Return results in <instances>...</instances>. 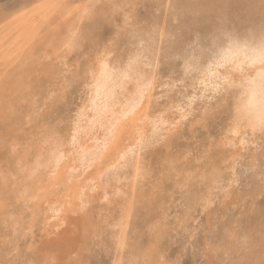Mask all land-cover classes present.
Segmentation results:
<instances>
[{
	"label": "bare ground",
	"instance_id": "6f19581e",
	"mask_svg": "<svg viewBox=\"0 0 264 264\" xmlns=\"http://www.w3.org/2000/svg\"><path fill=\"white\" fill-rule=\"evenodd\" d=\"M177 3H198L204 7L197 18L178 14L170 7ZM262 3L264 0H24L14 10L0 15V250L5 252L0 251V261L8 264L5 257L17 253L24 260L34 257L54 260L48 252L39 254L43 248L35 253L31 245L38 235H47L61 227L65 218L72 215L71 219L80 222L84 238L89 236L90 241L91 236L100 238L113 250V264H156L165 261L159 244L169 228L166 213H162L174 201L183 206L185 223L197 209L198 200L208 205L221 192H229L236 179H245L252 191L264 190V138L259 130L254 133L245 121L239 135H233L226 104L207 126H197L205 108L216 106L211 89L205 91L201 79L207 73L205 83L211 84L212 72L222 74L223 70L215 66L222 54L235 55L241 60L253 55L258 38L253 39L250 33L264 18ZM140 7L145 8L142 14ZM221 14L235 22L232 27L239 33L240 47L229 53L225 44L223 49L206 55L200 52L202 45L190 47L197 41L198 33L215 29ZM125 17L132 22V29L125 27ZM131 30L146 37L145 58L137 65L139 73L148 76L156 72L157 62L163 68L153 82L151 94L155 99L151 106L145 102L137 120L122 128L117 144L105 159L92 163L93 153L104 147L106 127L119 117L136 92L137 84L135 79L124 81L119 76L104 79L99 75L98 64L93 69L98 79L93 80L89 74V84H84L83 62L89 54L95 59L96 47L102 51L106 42L114 41L121 52L134 53ZM140 44L141 41H135L136 46ZM176 56L188 60L195 57L199 63V71H194L183 83L172 73L173 66L181 73L183 69V59H173ZM108 66L116 72L121 69V65L111 60ZM89 67L92 68L91 63ZM255 68L259 70V65ZM234 91L235 95L229 97L233 113L244 95L242 89ZM192 96L197 99L189 105ZM259 99L257 84V107ZM179 108L185 109L189 119L181 123L178 134H172L168 146L160 149L156 145L136 153L137 163L149 170L147 176L138 178L132 165L113 167L122 150L133 147L130 141L140 138L137 129L145 138L151 137V122L161 117L165 123L160 127L170 126L180 119ZM70 114L75 119L69 120ZM238 144L241 151L237 153L234 150ZM128 158L131 160V152ZM185 182L190 187L181 191L178 184ZM160 214L161 217L152 219ZM258 218L261 224L257 222L256 228L260 231L264 227V211ZM187 228L182 225L181 231ZM254 228L248 226L240 231L224 228L219 240L215 237L218 252L232 255L236 253L233 248L241 243L247 249L243 252L246 254L242 258L236 256L233 263L256 264L264 257V238L260 236L256 245L253 233H260ZM74 230L79 233V229ZM215 235L219 236L217 232ZM48 236L44 237L50 239ZM214 251L217 253L216 248Z\"/></svg>",
	"mask_w": 264,
	"mask_h": 264
},
{
	"label": "snow or ice",
	"instance_id": "6c2138e0",
	"mask_svg": "<svg viewBox=\"0 0 264 264\" xmlns=\"http://www.w3.org/2000/svg\"><path fill=\"white\" fill-rule=\"evenodd\" d=\"M174 7L178 14H184L186 16L197 17L198 14L202 11L203 5L198 3H189L181 4L177 3ZM262 13H264V3L261 5ZM99 11V9H97ZM235 22L231 18H226L224 15L218 17L216 27L214 30L209 31L204 34L198 33V38L195 44L190 45V47L200 46V52L202 55H206L210 51H215L216 49H223V46L227 45V51L231 53L234 49L240 47L238 36L239 33L233 29L232 25ZM124 25L128 29H132V22L125 17ZM131 36L133 40V46L135 47L134 53H129L128 51L121 52L118 45H115L113 41L110 43H105L103 50L101 51L100 47L97 46L95 49V59L92 55L89 54L88 59L83 62L82 68V82L84 84H89V74H91L93 80L98 79L96 71L93 69L98 64L100 68L99 75L106 80L113 79L116 76H119L124 81L135 79L137 84L136 92L133 94L132 98L129 100L128 104L124 106L123 110L120 112L119 117L115 118L105 129V139L104 147L102 150H98L92 155V163H99L105 159L106 154H109L111 149L117 144L119 134L122 128L126 127L129 122H134L137 120V117L141 114L145 102H148L151 106L153 99L152 89L155 76L163 71L161 65L157 62L154 67L156 72L149 73L148 76H142L137 70V65L143 63L145 58L146 49L144 47L143 41L146 37L143 33L131 30ZM250 36L253 39L258 38L257 47L253 49V55L246 60H241L238 56L235 55H220L219 60L215 62V66L218 69H222V74L220 72H212L211 75L214 78V82L211 84L205 83L207 80L208 74H204V78L201 79L200 83L203 85L205 91L209 88L212 92V99L216 101V106H209L205 108L204 115L199 117L198 127L207 126L212 117L219 113L225 104L229 109V116L231 117V123L233 126V135H239L240 127L243 122H247V125L252 128L255 133L257 130L261 133L262 138H264V18L261 19L258 28L253 27ZM141 41L139 46L135 45V41ZM163 40V36H161ZM247 43V41H245ZM151 51L153 54V59H155V47L152 45ZM127 58V63L125 64V59ZM173 59L181 60L183 59V69L182 73L177 70L175 66L172 67V73L175 75V78L183 83L194 71H199V63L194 57L192 60H188L186 57L176 56ZM109 60L115 61L117 64L121 65L119 72H116L112 69H109L108 62ZM91 63L92 68L89 67ZM256 65H259V70L255 68ZM255 72V76L252 73ZM171 79V77H170ZM236 80H239L240 83L237 84ZM259 85V105L256 106V85ZM235 89L244 90V95L240 97L235 106V112H232V104L229 99L230 96L235 95ZM87 91V90H86ZM163 99V96L160 97ZM197 99V97L192 96L189 99V105L192 101ZM95 103L96 101H92ZM180 113V119L175 120L170 126L161 128L160 125L165 122L161 117H156L152 123V136L145 138L142 132L137 129V135L140 136L139 139H134L130 141L133 144V147L126 148L122 150V154L118 155L113 167H125L132 165L136 167L137 177L147 176L149 170L143 167L142 164L137 163L136 153L144 152L145 149L159 145L160 149H163L168 146L169 140L173 133L178 134L180 125L182 122L187 121L189 116L186 114L184 108L177 109ZM108 109L105 107V112ZM69 120L75 119L69 115ZM195 119V118H193ZM77 129L79 124H76ZM72 142H76V134H72ZM243 143V142H242ZM132 153V158L129 160L128 154ZM106 171H111L108 169ZM103 175V173H102ZM178 187L181 188V191H184L186 187H190L187 182L178 184ZM158 190V187H157ZM107 199V197H105ZM197 210L200 207H207L205 201H197ZM191 209L189 208V212ZM192 234V233H190ZM16 264H64L63 261L59 260H42L38 257H34L31 260L25 259L23 262L16 261ZM156 264H167L166 261H157ZM231 264V262H229ZM243 264H250V262L245 261ZM256 264H264V257H262Z\"/></svg>",
	"mask_w": 264,
	"mask_h": 264
},
{
	"label": "rangeland",
	"instance_id": "374dc122",
	"mask_svg": "<svg viewBox=\"0 0 264 264\" xmlns=\"http://www.w3.org/2000/svg\"><path fill=\"white\" fill-rule=\"evenodd\" d=\"M0 1H2V2H0V9H1L0 15H2L4 13H7V12L11 11V10H14V8L15 7H18L21 3H23L24 0H4V2H3V0H0ZM16 2H17V5H16ZM4 8H6V9H4ZM144 10H145V8L140 7V10H139L140 14L144 13L143 12ZM238 145H236V146H238ZM238 147H239V149H238ZM238 147H236L235 150H234L237 153H238V151L239 152L241 151L240 145ZM226 192H227V190L225 192H221L213 201H211V203H209L207 205L206 209H204L205 211L202 210L201 207L199 208V210L196 209L195 211H193L192 214H191L192 216H190L191 218L190 219L188 218L185 221V223H183V220H184V217H185L183 206L180 205L179 201H174L172 204L170 203L171 205L169 206V208L162 213V215L164 213H166V214H164V216L166 217L165 220L167 221V226L166 227L167 228L169 227L168 228L169 230L167 229V233H166L167 235L164 236V238L161 239L160 244H159L160 245L159 246V250H161V254L163 256V259L168 264H182V263L183 264H204V262H205V264H209L207 260H209L210 264H220V263L221 264H229V262H231V264H234L233 263L234 262V258L236 256H238L239 258H242V256H245L246 253H243V252H245L247 249L245 248L244 245L242 246L241 243L240 244L238 243L237 244V247L240 249L241 252H239V249L235 246L236 248H233V249L236 250V253H234L232 255H226L221 250H220V253H219L218 252L219 249L217 248V243H218L219 237L221 235H223V232L222 231L224 230V228L227 229L228 231H234V230L240 231V229H246V227H248V226L252 230L254 228V226H255L254 229H256V231L258 233H260V235H258L257 233H253V237L255 236L254 237V240H255L254 243L256 242L255 244L257 245V244H259L260 238L261 237L264 238V235L262 234L264 232L263 231L264 230V227L261 228L260 231H258L257 228H256V225L258 224L257 222H259L258 225L261 224V221H259V218L258 217L264 211V190H262V191H258V190L252 191V190H250V187L247 185V182L245 181V179H241V180L236 179V181L234 182V184L232 183V186L229 188V192H227V193ZM237 197H239V198H237ZM229 198H230V200H229ZM258 198H259V200H258ZM220 204L222 205V207H223V204H224V207H223L224 209L221 207ZM218 207H220V208H218ZM227 207H228V209H227ZM220 209L222 211H220ZM218 211H220V212L218 213ZM220 213H222L223 215H221ZM162 215L161 214L158 215V216L155 215L154 217H152V219L153 220H156L157 218H159V216L161 217ZM230 215L232 217H230ZM70 216L73 217L72 215H68V217H70ZM176 216H177V219H176ZM68 217H66L65 219L68 220L69 219ZM71 217H70L69 221H66L65 220L66 222L64 221V223H63L64 225L62 224L61 227L62 226L64 227L66 223H67L68 226L69 225L71 226L73 224L75 227L72 225L69 228L66 225L67 228H65V227L63 228L62 227L63 228L62 229L61 227H58L55 230H51L48 233L49 236H48V234L47 235H42V236L38 235V238L36 237L33 240L34 242L31 245L32 249H35L33 251L36 253L37 250H39V249L41 250L43 248L44 249L43 251L42 250L41 251L39 250L40 253L38 251H37V253H39L41 255V253H47L48 252L49 254H51L54 257V260L63 261L64 264H97V263L99 264V261H100V264H103V262H104V264H113L114 258H115V254H114L113 250L111 248H107L102 243V241L100 240V238H96L95 239V238H93L91 236L92 240L94 239L93 241L92 240L90 241V237L89 236H87L86 238H84V233L81 230L82 228H81L80 222L79 221L76 222L75 219H71ZM203 221H205L206 223L203 222ZM174 222H176V223H174ZM204 224H206V225H204ZM182 225H186L188 227L187 228V231H184V232L181 231ZM78 226H79V228H78ZM252 226H253V228H252ZM199 227H201V228L199 229ZM216 227H219L220 230L218 228H216ZM203 228H205V229H203ZM207 228H211V229L208 230ZM59 229H60V232H59ZM66 229H68V230H66ZM74 229H79V231H78L79 233H76L77 231L74 230ZM171 229H172V231H171ZM201 229H203V230H201ZM55 231H57V232H55ZM199 231L200 232L202 231L203 233L202 232L200 233ZM211 231L212 232L214 231V233H211ZM58 232H59V234H58ZM64 232H65V234H64ZM73 232L76 233V234H74ZM216 232H217V234H219V236L218 235H215ZM190 233H192V234H190ZM176 234H177V236H176ZM238 235H240V234H238ZM44 236H48L50 239H48L47 237L45 238ZM75 236H77V237H75ZM197 236H198V238H197ZM207 237L209 239H211V241L206 240V239H208ZM215 237H217L218 240ZM42 239H45L46 241H43ZM181 240H182V242H181ZM183 240H185L186 242L183 241ZM262 240H264V239H262ZM194 241H195V243H194L195 245L193 244ZM203 241H205V242H203ZM183 242H184V244H183ZM37 243H38V247H37ZM44 243H46V246L45 247H47V248L44 247ZM73 243H75V244H73ZM85 243L88 244V245H86ZM163 243H164V245H163ZM169 243H171V244H169ZM179 243H180V245H179ZM202 243H204V244L206 243L207 245L206 244L204 245ZM42 244H43V246H42ZM182 244H183V246H182ZM191 244H193V245H191ZM201 245H202V247H201ZM190 246H191V248H190ZM56 247H57V249H56ZM70 247H71V251L69 250ZM72 247L73 248L75 247V248L73 249ZM192 247H193V249H192ZM213 247H214V250L216 248V252L217 253H215V251L212 250ZM72 249H73V251H72ZM104 249H106V250H104ZM207 249H209L208 251H210V253L207 251ZM93 250H95V251H93ZM78 252H79V254H78ZM88 252H90V253H88ZM238 252L241 255H239ZM1 253L4 254L5 252L4 251L3 252L1 251ZM93 253L94 254L96 253L98 255L96 256V254L94 255ZM202 253H203V255H202ZM14 254L15 253H13V255ZM105 254H107V255H105ZM109 254H110V256H109ZM214 254H216V255L214 256ZM15 255L12 257V255L9 254V255H7V257H5V259H7L8 264H16V261H20V260L22 262L24 261V258L25 257L21 253H17ZM216 256H217L218 262L216 261ZM92 257H94L95 259L92 258ZM101 257L103 258V260H102ZM201 257H203L204 259L201 258ZM97 258L99 259V261H98ZM106 258H108L109 260L106 259ZM180 258H181L182 261L180 260ZM212 258H214L215 261L212 260ZM218 258L219 259H223L222 261L224 263L221 262V260H219ZM172 259H173V261H172ZM226 259H228V260H226ZM107 260H108V262H107ZM201 260H202L203 263L202 262H199ZM227 261H228V263H227Z\"/></svg>",
	"mask_w": 264,
	"mask_h": 264
}]
</instances>
